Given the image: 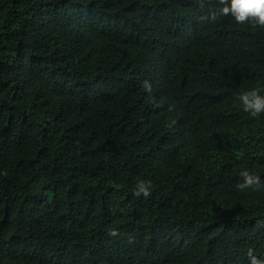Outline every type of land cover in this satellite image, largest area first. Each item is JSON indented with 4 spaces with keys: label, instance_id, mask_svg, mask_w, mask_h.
I'll return each mask as SVG.
<instances>
[{
    "label": "trees",
    "instance_id": "trees-1",
    "mask_svg": "<svg viewBox=\"0 0 264 264\" xmlns=\"http://www.w3.org/2000/svg\"><path fill=\"white\" fill-rule=\"evenodd\" d=\"M217 7L0 0V264L264 260V28Z\"/></svg>",
    "mask_w": 264,
    "mask_h": 264
},
{
    "label": "clouds",
    "instance_id": "clouds-1",
    "mask_svg": "<svg viewBox=\"0 0 264 264\" xmlns=\"http://www.w3.org/2000/svg\"><path fill=\"white\" fill-rule=\"evenodd\" d=\"M200 7L205 6V0H199ZM218 5L215 10H210L203 20L208 22H216L221 17L231 16L238 24L250 25L253 29L256 27L264 28V0H218ZM143 87L151 93L152 86L150 82L144 81ZM237 99L241 102L243 111L250 114L253 118H258L264 113V96L260 95L259 89H252L243 92ZM241 181L237 184V188L241 191L252 189L260 191L264 189V181L261 177L251 173L248 170L240 172ZM152 194L151 181H139L136 185L134 195L136 197L143 196L145 199ZM107 235L116 237L119 232L115 229L108 231ZM249 264H264V260L258 259L253 254V250L247 252Z\"/></svg>",
    "mask_w": 264,
    "mask_h": 264
}]
</instances>
